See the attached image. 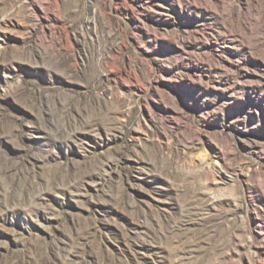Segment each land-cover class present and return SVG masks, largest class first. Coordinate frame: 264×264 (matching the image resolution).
Instances as JSON below:
<instances>
[{"label": "rangeland", "instance_id": "obj_1", "mask_svg": "<svg viewBox=\"0 0 264 264\" xmlns=\"http://www.w3.org/2000/svg\"><path fill=\"white\" fill-rule=\"evenodd\" d=\"M0 264H264V0H0Z\"/></svg>", "mask_w": 264, "mask_h": 264}]
</instances>
